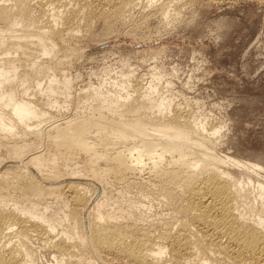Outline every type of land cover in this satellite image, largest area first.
Returning a JSON list of instances; mask_svg holds the SVG:
<instances>
[{
	"label": "bare ground",
	"instance_id": "6f19581e",
	"mask_svg": "<svg viewBox=\"0 0 264 264\" xmlns=\"http://www.w3.org/2000/svg\"><path fill=\"white\" fill-rule=\"evenodd\" d=\"M194 1L0 0V150L6 149L10 162L3 168L0 158V264H38V249L32 245L35 239L60 264H264V191L257 194V206L248 203L244 189L249 181L243 187L242 178L235 179L221 167L232 162L240 170L257 174L250 179L264 169L216 155L218 128L207 129L180 109L171 113L167 101L152 100L150 86L145 92L138 85L131 87L135 95H126L123 102L96 96L90 116L65 118L63 114L61 121H52L58 119L55 116L46 120L51 116L41 109L44 106L29 98L49 76L45 57L62 53L68 60L67 51L71 41L77 40L80 30L76 34L75 26L80 22L146 7L167 18L179 5L188 8ZM36 3L49 12L42 23L31 18ZM14 56L28 61L26 65L21 60L28 68L22 75ZM53 77L46 89L51 96L61 87ZM64 80L61 88L69 95L71 80ZM29 83L35 85L33 90ZM63 90H57L58 95ZM154 111L161 115L155 117ZM79 154L87 156L86 171L77 169L60 176L59 162L64 167ZM100 163L104 165L101 170ZM105 177L128 185L139 179L170 213L153 225L137 217L140 206L133 202H122L106 213V191L101 186ZM88 179L94 187L84 184ZM18 197L27 201L23 208L18 207ZM49 199H66L62 222L69 234L56 215L47 213ZM87 251L91 255L86 258Z\"/></svg>",
	"mask_w": 264,
	"mask_h": 264
},
{
	"label": "rangeland",
	"instance_id": "374dc122",
	"mask_svg": "<svg viewBox=\"0 0 264 264\" xmlns=\"http://www.w3.org/2000/svg\"><path fill=\"white\" fill-rule=\"evenodd\" d=\"M34 5L31 9V18L42 23L49 12L39 7L38 3ZM182 6L179 5L174 12L171 11V17L167 18L160 17L153 8L150 7L152 9L150 10L146 7L144 11L134 10L130 12L131 14L127 12L122 16L100 18L102 20L92 17V19L80 22L81 24L75 26L76 34L79 32L78 29L80 34L78 33L77 40L73 39L72 41L75 42L71 41L70 44V48L72 46L74 49L67 51L68 60H66L67 57L64 59L60 56L63 55L62 53L58 54V57L54 55V58L52 56L48 59L43 57L44 61L42 58L40 62L43 61L51 72L49 70V76L41 80L44 86L40 89L36 88L34 91L35 85L29 83L33 86H29L33 90L30 91L29 96L33 95L28 97L36 103L38 101L41 104L37 103L40 107H46L41 108L48 116H51L46 120L57 117L58 119L52 121H61V118L67 116H90V106L95 107L96 96L117 98L123 102L126 95H135L131 87L135 89L138 88L135 85H138L142 92H145L147 90L145 88L150 86L153 90L151 91L152 100L155 98L153 101L157 103L161 98V101L165 100L164 103L167 101L170 104L171 113L180 109L182 111H178L185 113L184 115L189 119L194 117V122L197 120L198 123L202 122L207 129L218 128L219 134L217 133L216 138L214 137L216 155L222 156L221 158L228 157L237 162L254 163L264 169V0H196L188 8ZM177 10H179L178 14ZM57 48L61 52L64 50L60 46ZM14 57H16L17 71L22 75L26 71L24 68L28 65L26 63L28 61L23 60L22 57H18L19 59L17 56ZM53 59L59 60L62 67L59 66L61 65L59 61L57 65ZM52 62L57 66L50 64ZM18 66H21L20 69ZM26 69H28L27 66ZM53 69L56 71L54 72ZM50 76H55L51 79L55 80V83L57 80L56 84L59 82L58 85L61 87L64 79H69V82L71 80V87L67 88L69 95L66 94L67 91L64 88L58 86L57 90L64 89V92L59 91L60 95H58L56 90L58 96L56 97V93L55 96L52 94L55 98L51 96L46 90ZM122 82L130 87L126 84L122 86ZM48 96L51 97L48 98ZM54 100L62 107L59 104L54 105L56 104ZM102 112L107 115L105 109ZM155 114L157 111H154L152 115L155 117L161 115L160 113H158L160 115ZM1 150L0 158L4 159L2 163L4 168L9 166L10 162H7L9 156H7L6 149L1 148ZM45 152H47L46 147ZM80 156L79 158L77 155L72 156L66 164L67 167L73 164L70 169H66V166L64 168L65 164H61L63 161H60L58 164L59 168L61 167L59 174L62 175L60 176H66V173L77 169L84 173L88 159L84 154ZM230 164L232 162H229V165L226 164L227 166H222L221 170L235 176V179L242 178L244 182L241 179L240 182L243 187L248 181L251 182V185L249 182L246 184L244 190L247 202L257 206V194L260 189L264 191V170L250 179L257 174L253 175L252 171L246 172L243 169L245 175L241 172L242 168L240 170L235 164ZM102 166L104 168L103 163H100L99 170ZM28 169L34 172L32 168ZM143 176L146 175L143 174ZM88 180L82 181L94 187L95 183ZM134 180L136 178L132 179L133 183L128 185L124 182L116 183L111 177L103 179L101 186L106 191V213H109V209L112 212L113 206H119L126 201L141 207L136 215L146 220L145 224L148 222L153 225L159 219L165 218L170 213L169 209L156 200L149 187L142 184L139 179ZM258 185H262L261 188ZM101 186L99 185V191H101ZM18 198H15L19 202L18 207L23 208L27 201ZM60 200L49 199L50 205L48 204L47 213L56 215L62 228L65 229L64 233L69 234L66 223L62 222V212L67 202H65L66 199ZM35 240L32 245L36 250L38 249L36 252L38 264H60L58 259L52 258L53 255L43 249L41 241ZM87 253L89 255L86 254L85 257L91 255L88 251ZM102 257L107 261L111 258L107 259L106 255ZM111 261L115 260L111 258ZM115 263L122 264L121 261H115Z\"/></svg>",
	"mask_w": 264,
	"mask_h": 264
}]
</instances>
